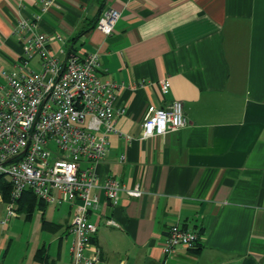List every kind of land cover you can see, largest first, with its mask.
Returning <instances> with one entry per match:
<instances>
[{"label":"crops","instance_id":"0c3cea01","mask_svg":"<svg viewBox=\"0 0 264 264\" xmlns=\"http://www.w3.org/2000/svg\"><path fill=\"white\" fill-rule=\"evenodd\" d=\"M112 8L121 16L106 36L96 26ZM24 21L61 61L97 54L101 77L121 87L116 107L125 114L108 134L92 192L100 206L86 254L95 264H264V0H55L46 11L40 0H0V72L21 64L33 34L19 30ZM27 67L38 71L39 58ZM174 101L187 125L143 139L148 108ZM110 179L121 188L116 205L101 188ZM136 188L141 196H129ZM79 205L56 207L50 221L37 208L43 232L14 262L2 236L0 264H71L76 238L64 260L62 247ZM174 225L198 233V246L165 255Z\"/></svg>","mask_w":264,"mask_h":264},{"label":"built area","instance_id":"2783aa9c","mask_svg":"<svg viewBox=\"0 0 264 264\" xmlns=\"http://www.w3.org/2000/svg\"><path fill=\"white\" fill-rule=\"evenodd\" d=\"M40 1L46 11L55 0ZM120 16L117 9L106 11L97 30L110 36ZM35 28L34 23L20 24L19 30L33 32L24 57L17 71L0 72L6 82L0 85V177L6 176L13 186L4 225L19 216L17 201L28 190L47 204L80 202L71 227L76 237L71 264H95L99 257L86 254L97 232L89 216L100 206L92 192L100 188L96 168L107 156L108 134L115 131L116 119L125 114V109L116 107L121 87L101 77L97 54L79 57L70 53L61 61L49 50L47 36ZM35 57L40 69L30 71L27 66ZM160 87L163 94L168 92L167 82L161 81ZM187 123L181 101L167 108L150 106L142 138L163 136ZM101 188L109 203L116 205L119 184L110 179ZM127 193L131 197L142 194L138 188ZM199 241L198 233L174 225L163 252L171 255L179 246L192 250Z\"/></svg>","mask_w":264,"mask_h":264},{"label":"rangeland","instance_id":"374dc122","mask_svg":"<svg viewBox=\"0 0 264 264\" xmlns=\"http://www.w3.org/2000/svg\"><path fill=\"white\" fill-rule=\"evenodd\" d=\"M0 83L2 85L5 84V80H0ZM10 204V203H9ZM8 205V204H7ZM7 205H1L0 208V239L2 236L8 240V242L12 243L11 245V250L8 253V261H16L19 258H22L26 252L27 248L33 246L34 241L36 238L39 236L40 232L42 233L43 231L41 230V225H42V211L36 209L33 217L31 220L26 219V214L22 213L19 214L18 217L10 219L7 224V226L11 227L14 226V228L8 232L4 231V228L1 224V222H4L7 217ZM66 206V204L64 205ZM63 206V207H64ZM56 204H48L45 208L44 216L47 220L50 221V219L55 220L52 216V212L56 211ZM19 208V207H18ZM66 231V227L64 226L63 229L60 231V234ZM47 234V233H45ZM68 235L67 238L70 240L66 241L65 244L62 247V256L63 260L69 256V252L72 248L73 244V239L76 238L72 233H67ZM65 236V237H66ZM50 242H47V245H49ZM31 250V248H30ZM59 252V241L54 243L52 245L51 253L55 256ZM61 262V261H60ZM62 263V262H61ZM60 263V264H61Z\"/></svg>","mask_w":264,"mask_h":264},{"label":"trees","instance_id":"16d2710c","mask_svg":"<svg viewBox=\"0 0 264 264\" xmlns=\"http://www.w3.org/2000/svg\"><path fill=\"white\" fill-rule=\"evenodd\" d=\"M12 190H13V186L11 181L6 176L0 177V195L2 197L3 200L2 202L4 204H9L11 202ZM17 204L19 207L18 213L19 214L25 213L27 219H31V217L34 214V211L37 208L43 210L47 203L38 199L37 196L32 191L28 190L23 193V196L21 197L20 200L17 201ZM1 205L2 204L0 202V208Z\"/></svg>","mask_w":264,"mask_h":264}]
</instances>
